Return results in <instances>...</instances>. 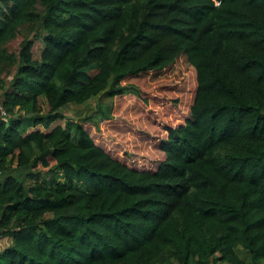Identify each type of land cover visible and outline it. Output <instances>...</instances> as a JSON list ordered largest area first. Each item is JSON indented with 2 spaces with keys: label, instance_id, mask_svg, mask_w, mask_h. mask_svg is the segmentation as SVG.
<instances>
[{
  "label": "trees",
  "instance_id": "obj_1",
  "mask_svg": "<svg viewBox=\"0 0 264 264\" xmlns=\"http://www.w3.org/2000/svg\"><path fill=\"white\" fill-rule=\"evenodd\" d=\"M182 56L156 170L96 144L106 106L65 117ZM0 107V264H264V0H0Z\"/></svg>",
  "mask_w": 264,
  "mask_h": 264
},
{
  "label": "rangeland",
  "instance_id": "obj_2",
  "mask_svg": "<svg viewBox=\"0 0 264 264\" xmlns=\"http://www.w3.org/2000/svg\"><path fill=\"white\" fill-rule=\"evenodd\" d=\"M23 39L24 35H18L8 44L9 50L18 52ZM42 48L41 40L35 41L36 58ZM123 85L135 87L138 92L113 99L102 96L89 104L72 106L63 111L64 115L68 119L83 118L95 113L100 105L106 106L109 119L96 117L98 126L93 122L84 123L96 144L133 169L156 170L166 158L162 146L169 130L189 118L197 90L196 71L182 56L165 70L128 78ZM41 171L46 173V169ZM10 243L9 238L0 239V252Z\"/></svg>",
  "mask_w": 264,
  "mask_h": 264
},
{
  "label": "built area",
  "instance_id": "obj_3",
  "mask_svg": "<svg viewBox=\"0 0 264 264\" xmlns=\"http://www.w3.org/2000/svg\"><path fill=\"white\" fill-rule=\"evenodd\" d=\"M0 112H1L2 114H5V111L3 110L2 107H0Z\"/></svg>",
  "mask_w": 264,
  "mask_h": 264
}]
</instances>
